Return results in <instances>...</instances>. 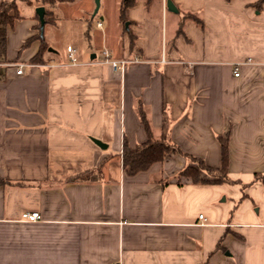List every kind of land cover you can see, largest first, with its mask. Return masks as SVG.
<instances>
[{
  "label": "crops",
  "instance_id": "crops-1",
  "mask_svg": "<svg viewBox=\"0 0 264 264\" xmlns=\"http://www.w3.org/2000/svg\"><path fill=\"white\" fill-rule=\"evenodd\" d=\"M15 1L0 62V264H264V2L122 12L100 0L94 14V0ZM104 49L137 61L120 72ZM142 113L170 150L129 174L122 150L148 140ZM221 138L236 183L178 175L191 157L219 167ZM31 211L40 219H21Z\"/></svg>",
  "mask_w": 264,
  "mask_h": 264
},
{
  "label": "trees",
  "instance_id": "trees-1",
  "mask_svg": "<svg viewBox=\"0 0 264 264\" xmlns=\"http://www.w3.org/2000/svg\"><path fill=\"white\" fill-rule=\"evenodd\" d=\"M31 3L34 0H26ZM36 1V0H35ZM42 3L53 2L54 0H41ZM133 0H122L121 11L124 8L132 4ZM264 0L257 1V7H260ZM191 17L197 24L202 21L194 14H190ZM19 18L17 11L16 1H0V62H5L6 52V33L7 28L12 26L15 19ZM30 40L24 43L27 45ZM47 50V44L41 37V45L38 53L33 57L34 63L43 62V54ZM141 120L143 125L148 132V140L142 144L137 145L133 149L130 148L127 143H124L122 150V165L124 170L133 174L138 171L146 169L151 163L161 161L164 159L166 153L169 152V146L162 140L153 139L150 136L149 124L143 113L141 114ZM221 143V165L219 167H211L206 165L201 159L193 158L195 166H187L178 175H182L186 180H190L193 183H212V182H231L236 183V180L229 178L227 173V141L226 138L220 139ZM202 173L206 174L209 178L203 177ZM254 180H260L264 182V175L255 174Z\"/></svg>",
  "mask_w": 264,
  "mask_h": 264
},
{
  "label": "built area",
  "instance_id": "built-area-1",
  "mask_svg": "<svg viewBox=\"0 0 264 264\" xmlns=\"http://www.w3.org/2000/svg\"><path fill=\"white\" fill-rule=\"evenodd\" d=\"M98 26H100V23H98ZM66 50L68 52L69 62L72 64L77 63V58L75 56V52H76L75 48H73L71 46H67ZM102 55L104 58L102 61H100V63L109 64L113 69L118 70L120 72L124 71V69L128 63H132V62L137 61V60H127V59H112L109 51L106 49H104L102 51ZM27 65L28 64H24V63L15 64L16 72L18 74H22L24 72V67ZM189 66H191V64H189ZM235 69H237V67ZM234 74L237 76L238 72L236 71ZM198 218L202 219L203 214H199ZM21 219L25 220V221H36V220L40 219V214L36 211L23 212L21 214ZM113 264H118V263H113Z\"/></svg>",
  "mask_w": 264,
  "mask_h": 264
},
{
  "label": "water",
  "instance_id": "water-1",
  "mask_svg": "<svg viewBox=\"0 0 264 264\" xmlns=\"http://www.w3.org/2000/svg\"><path fill=\"white\" fill-rule=\"evenodd\" d=\"M95 2V9H94V14L97 12L99 4H100V0H94ZM166 8L172 12H177V8L175 7V5L173 4L172 0H166ZM38 18H39V29H40V35H42L43 32V27H44V7L43 6H38L35 9ZM95 143H97L99 146L101 147H105V144H103L102 142H100L99 140L94 139Z\"/></svg>",
  "mask_w": 264,
  "mask_h": 264
},
{
  "label": "rangeland",
  "instance_id": "rangeland-1",
  "mask_svg": "<svg viewBox=\"0 0 264 264\" xmlns=\"http://www.w3.org/2000/svg\"><path fill=\"white\" fill-rule=\"evenodd\" d=\"M50 48V47H49Z\"/></svg>",
  "mask_w": 264,
  "mask_h": 264
}]
</instances>
